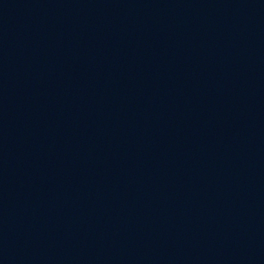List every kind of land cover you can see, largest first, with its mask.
<instances>
[{"label":"water","instance_id":"obj_1","mask_svg":"<svg viewBox=\"0 0 264 264\" xmlns=\"http://www.w3.org/2000/svg\"><path fill=\"white\" fill-rule=\"evenodd\" d=\"M16 0H0V12Z\"/></svg>","mask_w":264,"mask_h":264}]
</instances>
